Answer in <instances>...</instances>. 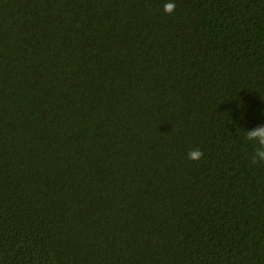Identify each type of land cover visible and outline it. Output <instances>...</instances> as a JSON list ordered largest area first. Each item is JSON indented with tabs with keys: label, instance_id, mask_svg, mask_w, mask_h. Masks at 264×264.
Here are the masks:
<instances>
[{
	"label": "trees",
	"instance_id": "16d2710c",
	"mask_svg": "<svg viewBox=\"0 0 264 264\" xmlns=\"http://www.w3.org/2000/svg\"><path fill=\"white\" fill-rule=\"evenodd\" d=\"M167 2L0 0V264H264V0Z\"/></svg>",
	"mask_w": 264,
	"mask_h": 264
},
{
	"label": "clouds",
	"instance_id": "9594fccd",
	"mask_svg": "<svg viewBox=\"0 0 264 264\" xmlns=\"http://www.w3.org/2000/svg\"><path fill=\"white\" fill-rule=\"evenodd\" d=\"M176 9V4L174 2L165 3L163 5V11L166 14L171 15ZM243 113H241V119H243ZM246 139L253 142L256 145L254 153L252 155V164L264 163V125L254 128L253 130L246 131ZM188 159L196 161L203 156V152L200 150L189 151Z\"/></svg>",
	"mask_w": 264,
	"mask_h": 264
}]
</instances>
